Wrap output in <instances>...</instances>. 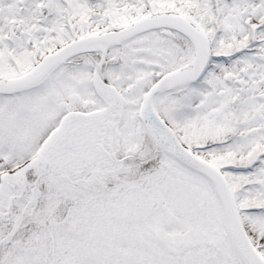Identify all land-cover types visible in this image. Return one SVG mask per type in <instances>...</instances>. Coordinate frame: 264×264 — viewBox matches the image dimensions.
I'll list each match as a JSON object with an SVG mask.
<instances>
[{"label": "snow or ice", "instance_id": "snow-or-ice-1", "mask_svg": "<svg viewBox=\"0 0 264 264\" xmlns=\"http://www.w3.org/2000/svg\"><path fill=\"white\" fill-rule=\"evenodd\" d=\"M0 264H264V0H0Z\"/></svg>", "mask_w": 264, "mask_h": 264}]
</instances>
